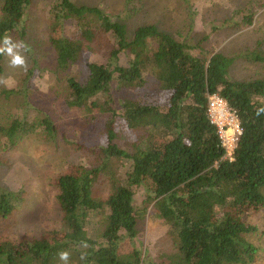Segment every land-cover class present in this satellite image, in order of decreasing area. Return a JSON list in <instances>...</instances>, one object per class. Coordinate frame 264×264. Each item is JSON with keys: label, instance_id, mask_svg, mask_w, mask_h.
Instances as JSON below:
<instances>
[{"label": "trees", "instance_id": "trees-1", "mask_svg": "<svg viewBox=\"0 0 264 264\" xmlns=\"http://www.w3.org/2000/svg\"><path fill=\"white\" fill-rule=\"evenodd\" d=\"M30 4L1 0L0 44L18 28ZM50 14L49 42L58 70L75 65L85 52L106 58L88 63L84 80L67 79L69 106L107 115L104 143L88 150L90 165H70L50 183L57 191L63 229L39 243L1 242L0 264H56L62 251L74 264H145L132 246L139 233L138 189L147 194L152 218L167 227L172 253L165 264L264 261V231L254 223L264 211V78L231 80L232 58L219 52L197 55L154 25L130 33L98 7L57 0ZM247 57L264 64V55ZM150 77L155 98L146 87ZM113 87L131 92L119 102V110L110 94ZM212 94L224 99L239 119L241 135L232 161L222 159L224 150L207 115ZM35 129L14 120L2 132L14 145ZM122 134L128 135V150L117 142ZM122 160L130 164L120 176L115 163ZM101 181L109 186L103 199L95 195ZM11 195L0 193V218L15 209L17 200ZM92 217H101L100 230L89 222ZM125 243L131 244L127 250Z\"/></svg>", "mask_w": 264, "mask_h": 264}, {"label": "rangeland", "instance_id": "rangeland-1", "mask_svg": "<svg viewBox=\"0 0 264 264\" xmlns=\"http://www.w3.org/2000/svg\"><path fill=\"white\" fill-rule=\"evenodd\" d=\"M57 0H31L18 28L7 36L19 44L14 51L25 58L26 66L11 67L3 54L0 73V193L9 192L17 200L7 218H0V243L29 239L41 242L62 227V215L50 185L53 179L70 165H90L88 150L103 145L107 115L98 109H78L67 104V79L84 80L87 64L106 62L100 53H83L79 61L67 70H58L55 52L49 37L54 21L51 6ZM76 6L98 7L113 20L123 23L131 33L136 27L154 25L161 32L187 45L191 52L208 57L222 53L233 62L229 70L231 80L246 81L264 78V64L249 55H264V0H72ZM1 7V0H0ZM251 18V22H250ZM6 46L2 43L0 48ZM121 62L126 58L121 56ZM151 98L156 97L155 83L148 78L146 85ZM9 93V94H7ZM115 107L131 92L111 90ZM134 94V93H133ZM101 100H106L101 96ZM36 126L35 133L9 145L2 129L14 121ZM48 122L52 132L44 122ZM127 134L118 136V144L128 150ZM8 143V144H7ZM82 147L83 149H80ZM130 162L115 163L123 176ZM125 165V166H124ZM109 194L106 181L96 187L95 195L103 199ZM147 194L138 189L134 205L139 233L132 246L140 251L145 264H165L171 251L167 227L152 218ZM89 222L98 230L101 217ZM96 223V224H95ZM259 231H264V211L255 217ZM90 227L87 231H90ZM263 243L264 235H260ZM259 237L256 241L259 242ZM131 247L125 243L124 249ZM56 264H65L59 261ZM67 264H74L68 260ZM256 264H264L259 261Z\"/></svg>", "mask_w": 264, "mask_h": 264}, {"label": "built area", "instance_id": "built-area-1", "mask_svg": "<svg viewBox=\"0 0 264 264\" xmlns=\"http://www.w3.org/2000/svg\"><path fill=\"white\" fill-rule=\"evenodd\" d=\"M207 115L216 127L220 145L224 150L222 159L233 160V153L241 135L237 113L217 94L208 96Z\"/></svg>", "mask_w": 264, "mask_h": 264}, {"label": "clouds", "instance_id": "clouds-1", "mask_svg": "<svg viewBox=\"0 0 264 264\" xmlns=\"http://www.w3.org/2000/svg\"><path fill=\"white\" fill-rule=\"evenodd\" d=\"M2 42L6 47L0 48V53H6L7 56L11 57L9 61L10 66L11 67H21V68L25 67L26 62H25L24 56L14 51V48L16 47L17 44L21 45L26 50L27 46L24 44V42L21 41L18 43H14L11 40L10 36H5ZM83 246L86 247L87 245L85 244ZM58 255H59V259L61 261H64L65 264H67L69 253L66 251H62Z\"/></svg>", "mask_w": 264, "mask_h": 264}]
</instances>
